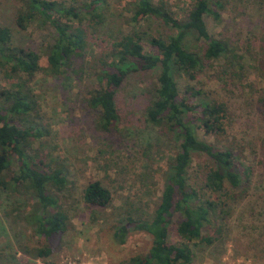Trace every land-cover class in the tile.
<instances>
[{
    "label": "trees",
    "instance_id": "obj_1",
    "mask_svg": "<svg viewBox=\"0 0 264 264\" xmlns=\"http://www.w3.org/2000/svg\"><path fill=\"white\" fill-rule=\"evenodd\" d=\"M17 1L15 26L24 30L37 21L46 34L44 46L34 50L14 44L10 28L0 26V73L7 84L0 88V191L32 200L29 211H20L21 221L47 241L66 229L60 196L68 182L62 161L40 152V137L47 129L38 122L39 106L31 83L39 72L58 76L80 71L73 66L83 57L88 31L101 21L104 1ZM221 7L222 0H193L184 19H178L165 1L131 0L126 23L154 18L173 34L120 31L110 48L88 67L94 80L80 90V102L101 131L119 123L115 95L124 80L156 71L155 80L145 88L143 121L176 142L152 210L127 207L113 227V237L120 244L129 231L144 232L150 238L147 249L129 256L125 264H189L193 245L214 240L229 201L248 186L251 166L241 162L236 145L222 140L225 103L194 85L198 73L218 57L224 59L222 66L239 64L226 40L211 35L204 23V15L217 19ZM144 43L153 48L152 53L143 51ZM41 56L45 66L40 64ZM180 77L184 82H179ZM257 103L264 119V98L258 97ZM195 156L205 159L197 169L192 165ZM261 166L264 171V157ZM81 201L88 208H106L111 192L100 179L89 180ZM34 252L45 257L50 247H34Z\"/></svg>",
    "mask_w": 264,
    "mask_h": 264
},
{
    "label": "rangeland",
    "instance_id": "obj_2",
    "mask_svg": "<svg viewBox=\"0 0 264 264\" xmlns=\"http://www.w3.org/2000/svg\"><path fill=\"white\" fill-rule=\"evenodd\" d=\"M103 1L101 21L88 31L83 57L73 66L80 71L58 76L39 72L31 83L39 106L38 122L47 129L40 137V152L65 165L68 183L60 203L67 215L66 229L42 239L20 218V211L31 209L32 200L0 191V264H125L149 245V236L140 231H129L120 244L113 237V227L127 207L152 210L176 147L173 139L143 121L145 88L155 80L156 71L130 75L117 89L119 123L110 131L96 127L94 115L82 108L79 93L94 80L88 67L110 48L120 31L140 29L149 35L173 31L154 18L126 23L131 0ZM162 1L175 17L184 19L193 0ZM19 6L17 0H0V26L10 28L14 44L41 50L46 29L32 21L19 30L14 24ZM204 23L211 35L226 40L239 64L222 66L224 59L218 57L198 73L194 85L225 103L222 140L237 146L241 162L251 166V173L247 188L229 201L220 233L208 245L195 243L189 264H264V119L257 110L258 97L264 98V0H222L218 18L204 15ZM143 51L152 53L153 48L144 43ZM40 64L45 66L43 56ZM6 85L0 73V88ZM193 159L194 169L205 160L203 156ZM93 179H100L111 192L106 208H88L81 201L83 186ZM43 245L50 247L49 254L36 257L34 247Z\"/></svg>",
    "mask_w": 264,
    "mask_h": 264
}]
</instances>
